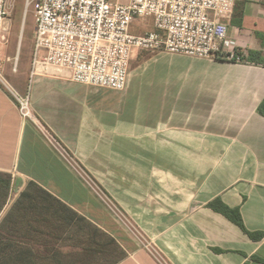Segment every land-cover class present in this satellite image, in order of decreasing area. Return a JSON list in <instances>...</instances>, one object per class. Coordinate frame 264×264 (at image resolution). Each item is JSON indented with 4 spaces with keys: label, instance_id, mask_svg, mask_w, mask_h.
I'll return each instance as SVG.
<instances>
[{
    "label": "crops",
    "instance_id": "obj_1",
    "mask_svg": "<svg viewBox=\"0 0 264 264\" xmlns=\"http://www.w3.org/2000/svg\"><path fill=\"white\" fill-rule=\"evenodd\" d=\"M220 20L227 52L264 57V0H236ZM150 53L132 60L124 91L34 70L33 55L0 64V172L12 176L0 259L264 264V237L210 206L239 209L247 230L264 233V63ZM27 94L77 167L21 116Z\"/></svg>",
    "mask_w": 264,
    "mask_h": 264
},
{
    "label": "built area",
    "instance_id": "obj_2",
    "mask_svg": "<svg viewBox=\"0 0 264 264\" xmlns=\"http://www.w3.org/2000/svg\"><path fill=\"white\" fill-rule=\"evenodd\" d=\"M29 5L36 22L34 70H69L81 84L124 91L139 51L200 58L236 55L226 51L228 24L220 20L232 19L236 0H30ZM8 15V0H0V50ZM138 17L152 19L153 28L134 33ZM17 101L21 116L38 123L62 157L77 167L33 114L29 94Z\"/></svg>",
    "mask_w": 264,
    "mask_h": 264
},
{
    "label": "rangeland",
    "instance_id": "obj_3",
    "mask_svg": "<svg viewBox=\"0 0 264 264\" xmlns=\"http://www.w3.org/2000/svg\"><path fill=\"white\" fill-rule=\"evenodd\" d=\"M29 1L30 0H8V30L5 32V39L1 45L0 64L2 66L7 64L11 66L13 70L22 59L29 56L30 60V57L32 58L33 55L36 22L35 12L33 6L29 5ZM151 20L144 22L142 18H136L133 24V32L143 33L149 30L151 28V25H149ZM146 23H148L147 26ZM150 55H153V52H151ZM0 70L2 72V69ZM108 209L112 216H115L113 210L109 207Z\"/></svg>",
    "mask_w": 264,
    "mask_h": 264
},
{
    "label": "trees",
    "instance_id": "obj_4",
    "mask_svg": "<svg viewBox=\"0 0 264 264\" xmlns=\"http://www.w3.org/2000/svg\"><path fill=\"white\" fill-rule=\"evenodd\" d=\"M237 57H239L240 61L243 63H254V64L264 63V57L261 51H249L248 53H244L239 49L236 50V55L234 58L230 59L228 55H224V56H217L216 59L237 62ZM259 112L264 116V100L259 106ZM11 182H12V176L10 174L0 172V213L6 203L9 190L11 187ZM210 206L214 210L224 214L226 217H228L230 220H232L234 223L240 226L246 233H248V235L252 236L253 238L260 239L264 237V233H254L246 229L239 209H232L226 206L225 204H223L220 200H215L211 202ZM1 251L2 248L0 247V253ZM14 263L17 264V262ZM0 264H12V262H5L2 259H0Z\"/></svg>",
    "mask_w": 264,
    "mask_h": 264
}]
</instances>
